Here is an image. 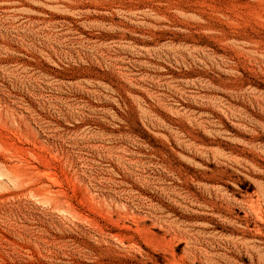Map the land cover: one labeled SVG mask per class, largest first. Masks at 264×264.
Instances as JSON below:
<instances>
[{"label":"rangeland","instance_id":"rangeland-1","mask_svg":"<svg viewBox=\"0 0 264 264\" xmlns=\"http://www.w3.org/2000/svg\"><path fill=\"white\" fill-rule=\"evenodd\" d=\"M0 264H264V0H0Z\"/></svg>","mask_w":264,"mask_h":264}]
</instances>
